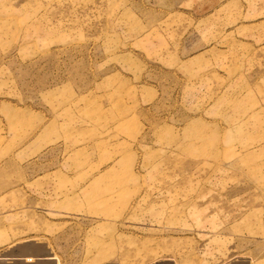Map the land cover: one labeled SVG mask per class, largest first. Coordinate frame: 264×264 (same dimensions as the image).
I'll return each instance as SVG.
<instances>
[{
  "label": "rangeland",
  "instance_id": "1",
  "mask_svg": "<svg viewBox=\"0 0 264 264\" xmlns=\"http://www.w3.org/2000/svg\"><path fill=\"white\" fill-rule=\"evenodd\" d=\"M27 240L264 264V0H0V255Z\"/></svg>",
  "mask_w": 264,
  "mask_h": 264
},
{
  "label": "crops",
  "instance_id": "2",
  "mask_svg": "<svg viewBox=\"0 0 264 264\" xmlns=\"http://www.w3.org/2000/svg\"><path fill=\"white\" fill-rule=\"evenodd\" d=\"M27 241H30L29 244H26V245H31V246H40V248H42V251L41 252H32V259L33 256L35 255H43L44 257H47L46 260H41V261H37L38 263L40 264H60L56 258V256L54 255H49L51 254V249L49 247V245L47 244V242H39V241H35V240H27ZM26 241H23L21 243H24ZM17 244H20V243H16L14 245H12V247L16 246ZM25 246V245H23ZM19 247V246H18ZM50 249V250H49ZM245 260H242V259H237V260H234L233 263L235 264H243ZM24 264H27V263H24ZM31 264V263H29ZM151 264H175L173 262H171L170 260H166V261H156V262H153Z\"/></svg>",
  "mask_w": 264,
  "mask_h": 264
},
{
  "label": "water",
  "instance_id": "3",
  "mask_svg": "<svg viewBox=\"0 0 264 264\" xmlns=\"http://www.w3.org/2000/svg\"><path fill=\"white\" fill-rule=\"evenodd\" d=\"M30 243V241H26V242H24V243H20V244H17L16 246H14V247H11L10 249H9V251L10 250H13V249H15V248H17L18 246H23V245H26V244H29ZM8 251V250H7ZM7 251H5L4 253H2L1 255H0V259L1 258H7V257H5V256H2V255H4L5 253H7ZM9 258H12V257H9ZM33 261H29V260H27V258H26V256H14L13 257V259H7L8 261H21L22 263H27V264H29V263H33V262H36V261H41V260H46V258L47 257H44L43 255H35V256H33Z\"/></svg>",
  "mask_w": 264,
  "mask_h": 264
},
{
  "label": "bare ground",
  "instance_id": "4",
  "mask_svg": "<svg viewBox=\"0 0 264 264\" xmlns=\"http://www.w3.org/2000/svg\"><path fill=\"white\" fill-rule=\"evenodd\" d=\"M7 259H13V257L12 258H9V257L1 258L0 260H4L7 264H12L13 262H21V261H8Z\"/></svg>",
  "mask_w": 264,
  "mask_h": 264
}]
</instances>
